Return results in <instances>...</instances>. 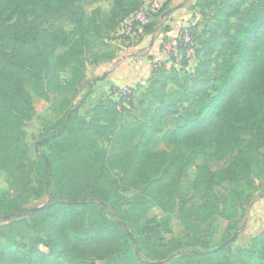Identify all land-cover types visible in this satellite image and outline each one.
I'll return each instance as SVG.
<instances>
[{
    "label": "trees",
    "instance_id": "obj_1",
    "mask_svg": "<svg viewBox=\"0 0 264 264\" xmlns=\"http://www.w3.org/2000/svg\"><path fill=\"white\" fill-rule=\"evenodd\" d=\"M80 1L0 2V172L14 191L12 197L0 191V264H264V231L247 248H232L239 230L214 191L222 184L250 189L264 178V0H218L212 24L200 33L202 22L189 28L192 56L179 42L178 67L151 68L136 98L146 105L127 124L117 120L130 114L126 100L106 99L84 115L83 102L72 105L84 77L83 54L92 52L94 63L111 58L94 52L99 35L86 25ZM171 1L151 15L139 40L154 32ZM212 1L196 0L191 9L203 18ZM142 6V0H113L105 14L114 22L111 32ZM66 16L74 20L70 34L60 25L43 28ZM33 97L53 100L58 113L50 133L38 139L43 150L34 173L24 131ZM134 99L130 94L128 104ZM157 138L177 152H152ZM198 157L227 164L213 172L196 166ZM191 167L193 193L205 200L195 219L206 228L190 227L210 235L217 218L228 221L215 245L194 237L165 242L157 227L141 226L154 208L173 213L178 181ZM44 196L41 209L26 208Z\"/></svg>",
    "mask_w": 264,
    "mask_h": 264
},
{
    "label": "rangeland",
    "instance_id": "obj_2",
    "mask_svg": "<svg viewBox=\"0 0 264 264\" xmlns=\"http://www.w3.org/2000/svg\"><path fill=\"white\" fill-rule=\"evenodd\" d=\"M7 1L8 0H0V2L3 4H5ZM149 1L150 0H142V3L148 5ZM165 2L166 0H162L161 8L157 12H151L152 16L160 13ZM217 2L218 0L212 1V6L207 10L206 13H204L203 18L200 15L196 16L195 14H192L191 17L189 16L180 19L178 26L173 25L174 27H172V29L176 28L177 31V33L173 36L165 35L166 31L170 32L172 29L169 25L162 23L159 28L161 34L160 42L158 43L155 52L151 54L145 53L142 55L144 58L139 64L141 65L140 69H142L145 65L148 69L149 64L151 66L155 61H159L167 65L174 64V60L171 57L170 48L177 45L181 28H190L193 26V24L202 22V27L199 33L202 32L203 27H208L210 24H212ZM112 4L113 0H81L79 2V6L87 18L86 25L88 26L90 32H92V34L97 33L99 35L98 38H95V41L97 42V48L94 52L96 54H115L116 52L118 53V51L122 50V48L130 49L138 45V43L133 42L128 36L118 35L114 32H111L114 22L110 21L105 14L109 12ZM89 18L93 20L92 23L89 22ZM73 21L74 20L72 17L66 16L59 23H55L53 21L45 22L43 28L51 29L53 26L60 25L68 34H70L73 29ZM165 28L168 29L165 30ZM201 37H205L203 33L201 34ZM142 49L137 52L144 53V47ZM60 52L61 51H58V53ZM92 54V52H85L83 56L89 62L91 60ZM194 62L195 61L191 57L189 66L192 67ZM176 67H178V65H176ZM63 77L66 79L67 74H64ZM143 82L144 81H138L137 84L134 85L135 88L132 89V97H135V101L133 100V105H129L127 102L128 100L126 99L124 108H128L130 114L121 112V114L117 116V120L120 124H127L128 122H131L133 118H137L141 109L146 105V101L141 102L140 99H136L138 98L137 96L141 92L142 88L145 86ZM84 90H87V88L85 86H81L79 97L73 106H76L79 100L85 96L86 91ZM53 106V100L44 101L43 99L33 97V117L24 126L26 141L30 146L28 168L32 170L33 173V164L36 162L37 155L43 150V148L37 143L38 139L39 137H46L50 133V125L58 117V113L53 111ZM113 140L114 138L111 139V141ZM110 144L111 142L101 143L103 147H108ZM150 150L152 152H177L176 147L162 143L159 138L154 140L150 146ZM226 164L227 162H209L202 157H198L195 162L196 166L208 165L213 172L220 171L226 166ZM194 172L195 168L191 167L184 173V176L179 179L178 187L180 191L177 194L178 206L175 208L173 213L171 215H166L165 213H162L158 209L154 208L150 210L147 216L141 221V226L146 229L150 227H157L165 242L175 239L179 240L180 244H185L187 240L194 237L198 239L197 243L208 242L212 245H215L220 242L221 237L224 234V229L226 226V221L224 219L217 218L211 223V229H209L210 235L195 232L190 227L191 224L196 223L200 230H205L206 228L205 225L199 224L195 219V213H200V208L203 206L205 200L193 193ZM0 191L7 192L10 197L14 195V191L7 186L1 172ZM214 191L220 196L221 199L227 201V214L230 217L229 224H234L233 226L237 228V231H240L246 223L248 217L246 212L248 210V205L257 201L260 203L261 199L264 198V178L255 180L254 185L250 189L245 187L236 188L233 185L222 184L221 186L214 188ZM124 196L126 198H130L132 193L125 192ZM244 199L247 201L246 204L243 203ZM48 200V196H44L39 200L33 199L26 205V208H37L47 203ZM260 206H264V204H261ZM232 232L234 231L230 230V233ZM38 248L43 252H46L45 246L39 245ZM189 249L192 248L186 247L183 250ZM194 249H198V245H196Z\"/></svg>",
    "mask_w": 264,
    "mask_h": 264
},
{
    "label": "crops",
    "instance_id": "obj_3",
    "mask_svg": "<svg viewBox=\"0 0 264 264\" xmlns=\"http://www.w3.org/2000/svg\"><path fill=\"white\" fill-rule=\"evenodd\" d=\"M195 2L196 0H172L167 6L166 11L158 18L159 23L154 32L150 35L143 36L137 46L130 49L122 48V50L118 51V53H112L111 58L106 60H101L95 63L87 61L83 73V80L80 83L77 94L72 101L73 105L79 97L81 86H85L87 88V90H84L86 91V94L78 102V104L83 102L82 107L79 109V114L84 115L86 112L94 108V106L99 102L106 99L114 100L115 98L111 95L113 90L125 86L132 87L134 89V85L137 84L138 81H144L143 84L145 85L149 78L152 65L150 66L149 64L148 69L146 65V67L144 66L140 69L141 65L139 64L144 58L142 57L143 54H151L155 52L161 37L159 31L160 25L163 23L165 25H169L172 29V27L178 26L180 19L189 16L191 17L192 14L198 16L199 14L196 10L191 9ZM165 33V35L173 36L177 33V31L176 28H173L170 32L166 31ZM143 47L145 49L144 53L137 52ZM261 204H264V198L261 199L260 203L257 201L248 205V210L246 211L248 215L246 223L239 231L232 248H247L250 240L264 231V206H260ZM227 223L228 221H226V224Z\"/></svg>",
    "mask_w": 264,
    "mask_h": 264
},
{
    "label": "built area",
    "instance_id": "obj_4",
    "mask_svg": "<svg viewBox=\"0 0 264 264\" xmlns=\"http://www.w3.org/2000/svg\"><path fill=\"white\" fill-rule=\"evenodd\" d=\"M162 0H150L147 4H143V6L133 12L131 15L123 19L116 30V34L125 35L131 38L133 42L138 43L140 37L142 36V30L144 26H146L153 12H157L161 8ZM152 12V13H151ZM182 42L183 44L188 45V50L186 52L187 57L192 56L193 54V42L190 36L189 27H183L180 30L179 40L177 41V45L170 48L171 57L174 60V64L178 65L181 61V57L178 53V43ZM162 64L159 61H155L152 64V67H156ZM132 87H122L116 90H113L111 95L118 100H126L128 96L132 93Z\"/></svg>",
    "mask_w": 264,
    "mask_h": 264
},
{
    "label": "water",
    "instance_id": "obj_5",
    "mask_svg": "<svg viewBox=\"0 0 264 264\" xmlns=\"http://www.w3.org/2000/svg\"><path fill=\"white\" fill-rule=\"evenodd\" d=\"M42 207H43V205H42V206H39V207H37V208H35V209H33L32 211L39 210V209H41ZM155 264H165V262H158V263H155Z\"/></svg>",
    "mask_w": 264,
    "mask_h": 264
}]
</instances>
